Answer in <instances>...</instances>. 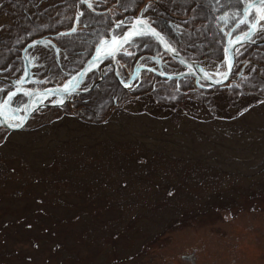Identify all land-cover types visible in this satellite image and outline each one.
<instances>
[{
	"label": "rangeland",
	"instance_id": "obj_1",
	"mask_svg": "<svg viewBox=\"0 0 264 264\" xmlns=\"http://www.w3.org/2000/svg\"><path fill=\"white\" fill-rule=\"evenodd\" d=\"M112 1L127 13L135 4ZM58 11L1 14L3 53L42 15L49 31L61 29ZM227 83L204 88V102L154 105L155 90L122 110L83 91L69 108L1 132L0 264H264V85Z\"/></svg>",
	"mask_w": 264,
	"mask_h": 264
},
{
	"label": "flooded vegetation",
	"instance_id": "obj_2",
	"mask_svg": "<svg viewBox=\"0 0 264 264\" xmlns=\"http://www.w3.org/2000/svg\"><path fill=\"white\" fill-rule=\"evenodd\" d=\"M26 1L27 8H34L35 12L42 6L48 11H54L57 4V13L63 14L64 19L59 25L61 29L49 31L48 27L53 22L46 21V15H42L37 26L34 29L30 27L32 32H24L27 30L23 27L24 41L15 43L12 51L3 53L0 47V61L2 57H8L11 63L4 66L6 74L3 78L0 74V112L23 114L26 98L36 92L31 102L34 111L26 124L34 115L46 110L62 106L69 108L71 102L74 103L73 96L82 95L80 93L83 91L100 96L106 89L111 90L107 102H117V109L122 110L133 96L137 98L145 94V88L152 81L169 88L179 86V80L182 87L191 82L201 83L202 88H208L203 80L193 76L194 71L189 66H198L199 71L210 80L220 79L226 71L225 49H230L232 53L233 68L228 79L235 82V87H244L248 83L256 86L258 80L264 85V21L255 30H251L255 16L244 15V9L251 0H187L188 4L185 0H160V3L156 0H143L139 8L134 7L139 5L140 0H128L129 4L135 3L129 13L120 6L117 9L112 0L106 3L100 0ZM168 7L171 12L165 18L163 13L166 10L163 9ZM63 10L66 11L63 13ZM68 11L69 17L66 18ZM196 16L205 20L202 26L207 23L203 27L196 25ZM242 19L246 23L241 24ZM141 20L143 24L138 23ZM43 25L42 29L37 30V27ZM132 26L135 31L152 28L169 45L171 52L190 63L184 64L162 51L153 37L144 34L130 36L111 55L97 56L98 47L104 53L111 51L113 38H121ZM203 28L205 35L199 36L197 33L200 34ZM15 29L11 28V31ZM135 31L130 30L129 33ZM196 36L198 41H193ZM142 38L149 39L151 51L141 45ZM101 41L106 43L101 45ZM25 48L28 55L24 53ZM83 66L93 67L85 73L74 91L66 93L63 98L59 94H39L45 92V89L70 85ZM25 67L28 68L27 72ZM115 87L120 91H115ZM119 93L121 97L113 98L114 94ZM5 101L8 103L5 104ZM76 105H80L77 100ZM111 110L109 103L103 117ZM97 115L101 117L103 114L98 112ZM0 116L7 115L0 113ZM13 121L17 122L14 118ZM8 131L0 126V133Z\"/></svg>",
	"mask_w": 264,
	"mask_h": 264
},
{
	"label": "trees",
	"instance_id": "obj_3",
	"mask_svg": "<svg viewBox=\"0 0 264 264\" xmlns=\"http://www.w3.org/2000/svg\"><path fill=\"white\" fill-rule=\"evenodd\" d=\"M156 2L157 3H160V0H156ZM155 2V3H156ZM36 4H37V2H35ZM163 3H164V1H163ZM162 3V4H163ZM199 4H201V2H199ZM38 6H40V4H37ZM27 6H28V2L26 1V0H22L21 1V3L19 2L18 3V9L17 10H19L20 8H27ZM10 8H12V7H10ZM1 9V8H0ZM5 8H3L2 7V10H1V12L2 11H4L3 13H1L0 12V15L1 14H12V16L14 17V14L17 12V10H15V9H11V10H7V8H6V10H4ZM170 9L171 8H164L163 10H166L165 12H166V14L168 13V14H170ZM188 11V10H187ZM164 12V13H165ZM188 13H189V11H188ZM192 15V14H191ZM196 18H198V22L199 21H201L200 23V25L202 26V22L203 21H205L203 18H201V16H196ZM13 21H14V23H15V20L13 19ZM207 22H205L204 23V25L206 24ZM203 25V26H204ZM202 26V27H203ZM185 27H187V26H185ZM197 34H199V33H197ZM200 35H205V31H204V28H203V30H201V33L199 34V36ZM194 40L193 41H198V36H196V38L194 37L193 38ZM201 40V39H200ZM149 39H147V38H142L141 39V45L142 46H144V49L145 50H147V51H151L150 50V46H149ZM2 59H3V57L1 58V61H2ZM171 63H172V61H170ZM179 82V86H176V87H174V86H171V89L169 88V87H164V85H162L160 82H157V81H152L151 83H150V85L149 86H147L146 88H145V94H143V95H146L148 98L149 97H151L152 96V93L153 92H155V90L156 91H158V92H161V93H163L162 95H159L158 96V104L157 103H153L154 105H165V104H167V103H170V101L171 100H173V103H176L178 106H181L183 103H187V102H190L192 99H194V98H196V97H199V98H201L202 99V101L204 102V98H207V97H209L207 94H209V93H207L208 91L207 90H205L204 88H202V86H203V84H201L200 82H198V83H200V84H197V83H193V84H191V86H189L188 88H187V86H185V87H182L181 85V80H179L178 81ZM235 82H233V81H231L230 83H229V85L228 86H231V88H232V90H235V84H234ZM227 85V84H226ZM226 85H224V86H226ZM207 86V85H206ZM208 87V86H207ZM240 87V86H239ZM101 90H102V88H100ZM227 90H228V88H226ZM166 92V93H165ZM198 93H199V95H198ZM110 93L107 91V89L103 92V93H100V97H102L103 98V100H105L106 102H107V100H108V98H107V96L109 95ZM142 96V95H141ZM226 96H229V94H228V92L226 93ZM162 97H166L167 99H165V100H160ZM233 97V96H232ZM137 98H139V97H137ZM180 98L182 99L181 101H180ZM145 100L146 99H144L143 100V102H138L136 99H134L133 100V103H131L129 100H128V102H126L125 104H124V106H127V105H129V104H133V106H136V107H139L140 108V106H141V104H145ZM210 102V99H206L205 100V103H209ZM108 104H106L105 105V107L107 106Z\"/></svg>",
	"mask_w": 264,
	"mask_h": 264
},
{
	"label": "water",
	"instance_id": "obj_4",
	"mask_svg": "<svg viewBox=\"0 0 264 264\" xmlns=\"http://www.w3.org/2000/svg\"><path fill=\"white\" fill-rule=\"evenodd\" d=\"M131 31H135V28L134 26H132L130 28ZM135 32H139L141 34H144V35H149L151 37H153L159 44H161V40L158 36V34L152 29V28H148V29H145V30H137ZM117 40H119L121 42V38H118ZM163 42V41H162ZM120 45V43H119ZM118 45V46H119ZM171 56L175 57V59L181 61L182 63L184 64H189L190 62L181 58L180 56H176L175 53L171 52L169 49L167 51ZM225 60H226V67H227V70H226V76L224 74L223 78L220 79V80H217V81H214V80H210L208 78H206L200 71H199V67L194 65V64H191L189 67L194 70L193 72V76L195 78H199L203 81H205L206 83H208L210 86H213V85H216V84H221L223 83L224 81H226L228 79V76H229V73H230V70L232 68V53L230 51V49H228L227 51V55L225 57ZM230 61V63H229ZM93 66H83V68L75 75V78L73 80V83L71 86H68V88H65V87H59V88H56L54 91H49V93H58L60 96H65L64 94L68 93V92H72L76 89L78 83L81 81V79L84 77L85 73L87 71H89ZM39 93H42V92H39ZM36 92H32L29 94L28 96V99L26 98V103L24 105V112L22 114V116L20 117V120L16 123H20L22 126L21 127H18V128H12L10 127L9 125L12 124L10 120L6 119L5 117H1L0 116V126H2L3 128L9 130V131H18L20 129H22V127L26 124V122L28 121V118L30 117V114L34 111V108L32 107L31 105V102H32V99L34 98ZM7 120V123H5V121Z\"/></svg>",
	"mask_w": 264,
	"mask_h": 264
},
{
	"label": "snow or ice",
	"instance_id": "obj_5",
	"mask_svg": "<svg viewBox=\"0 0 264 264\" xmlns=\"http://www.w3.org/2000/svg\"><path fill=\"white\" fill-rule=\"evenodd\" d=\"M244 15L245 16H249V15H254L255 16V22L251 25V30H255L257 28V26L260 24L261 21H264V0H251L250 3H248V5L245 7L244 9ZM138 23L143 24L144 21H139ZM241 24L246 23V20H240ZM75 29H73L74 31ZM141 33L139 32H130L127 35H125L124 37H122L124 42H127L130 36L133 35H139ZM245 36H247V33L245 34ZM106 42L105 41H101V45H104ZM112 49L111 51H108L107 53H104L102 51V48L98 47L97 48V56L99 57L102 54H107V55H111L112 51H117L118 50V45L120 43L119 40H117L116 38H113L112 40ZM228 49H225V52L227 53ZM230 63V61H229ZM227 74L225 73V76ZM10 95H14V93H11ZM5 104L8 103V101L4 102ZM5 123H7V120L5 121ZM12 128H18L21 127L22 125L20 123H12L9 125Z\"/></svg>",
	"mask_w": 264,
	"mask_h": 264
},
{
	"label": "bare ground",
	"instance_id": "obj_6",
	"mask_svg": "<svg viewBox=\"0 0 264 264\" xmlns=\"http://www.w3.org/2000/svg\"><path fill=\"white\" fill-rule=\"evenodd\" d=\"M129 31H130V30H128V31L125 33V35H126L127 33H129ZM125 35H124V36H125ZM124 36H122V37H124ZM122 37H121L120 45L124 42L123 39H122Z\"/></svg>",
	"mask_w": 264,
	"mask_h": 264
}]
</instances>
